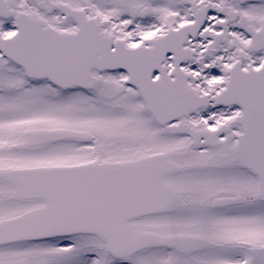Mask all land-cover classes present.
Returning a JSON list of instances; mask_svg holds the SVG:
<instances>
[{
	"label": "snow or ice",
	"instance_id": "1",
	"mask_svg": "<svg viewBox=\"0 0 264 264\" xmlns=\"http://www.w3.org/2000/svg\"><path fill=\"white\" fill-rule=\"evenodd\" d=\"M0 264H264V0H0Z\"/></svg>",
	"mask_w": 264,
	"mask_h": 264
}]
</instances>
